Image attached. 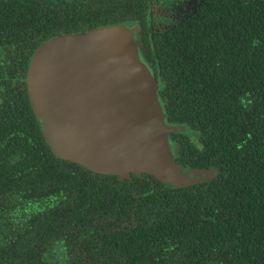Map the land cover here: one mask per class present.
I'll return each instance as SVG.
<instances>
[{
    "label": "trees",
    "instance_id": "16d2710c",
    "mask_svg": "<svg viewBox=\"0 0 264 264\" xmlns=\"http://www.w3.org/2000/svg\"><path fill=\"white\" fill-rule=\"evenodd\" d=\"M30 3L27 13L24 0H0V37H8V45L28 43L21 66L1 68L0 113L16 105L31 109L25 77L41 43L120 24L103 16L89 27L84 20L76 28L59 26L46 7ZM186 28L195 30L189 39L196 44L175 59L200 61L201 70L192 68L193 60L185 69L171 67V55L149 51L145 36L142 52L146 62L160 61L181 80L182 91L167 88L164 99L170 119L192 128L197 144L183 136L175 160L185 168L216 167L217 174L177 187L147 172H95L58 157L34 115L27 124L0 117V198L21 191L47 204L29 215L9 212L16 200L6 208L0 202V236L12 239L0 245V258L34 264L62 240L69 255L44 264H264V0H206ZM220 70L230 78H219ZM16 142L20 150L13 149ZM12 213L28 226L7 233L4 223L18 218ZM70 231L77 238H69Z\"/></svg>",
    "mask_w": 264,
    "mask_h": 264
},
{
    "label": "water",
    "instance_id": "95a60500",
    "mask_svg": "<svg viewBox=\"0 0 264 264\" xmlns=\"http://www.w3.org/2000/svg\"><path fill=\"white\" fill-rule=\"evenodd\" d=\"M27 85L59 157L99 172H147L177 187L218 172L191 171L175 160L156 81L133 28L109 24L47 39L32 55Z\"/></svg>",
    "mask_w": 264,
    "mask_h": 264
},
{
    "label": "flooded vegetation",
    "instance_id": "af4514ba",
    "mask_svg": "<svg viewBox=\"0 0 264 264\" xmlns=\"http://www.w3.org/2000/svg\"><path fill=\"white\" fill-rule=\"evenodd\" d=\"M27 2L26 8L27 13L31 9L30 2H37L32 7L40 8L42 5L46 7L47 11H51L53 13V20L57 21L59 26H67L69 28H76V25L82 26L83 20L85 21L86 27H89L93 24L98 23L103 20V16L108 20H118L122 27L133 28L135 30L136 39L141 45L144 47V36L147 37L151 41V45L148 50L149 51H157L158 49L165 50L166 53L171 55L172 60H170L169 64L171 67L177 66L180 69H185L183 65H189L191 60H193L195 65L192 66L193 69L201 70L200 61L196 62L194 59H188L184 61H179L175 59L177 55L189 54L191 45H195L196 43H190L189 32H195L194 29H187L186 24L193 16L194 13L197 12L199 7L206 0H139L134 6V1L136 0H24ZM37 12V10H36ZM29 17L27 16V23L29 22ZM44 25V24H42ZM89 28L82 29V31H86ZM40 28L36 29L35 33L40 32ZM5 30H2L4 32ZM148 32V34L145 33ZM0 32V33H2ZM76 33V32H75ZM70 34V33H66ZM65 35V34H59ZM58 36V35H57ZM8 37H0V89H2L6 83L4 80V70L6 66H21L23 58H27L24 55V52L28 50V43L17 44V45H8L6 44ZM37 49V48H36ZM146 50V48H145ZM201 56H204V53H201ZM15 61V64L13 62ZM31 60V59H30ZM204 60L201 59V62ZM30 64V61H29ZM147 65L151 71L153 78L156 81V95L159 102V105L164 114V122L165 125L169 128V136L173 142V152L174 155L181 148L180 139L183 136L187 137L188 144H197V140H195V134L192 131V128H188L184 123H180L175 120H171L169 116V110L167 109V102L164 99V90L167 88H171L172 92H175V88L177 90L182 91V87L180 85L177 86V83H181L179 80L177 73L173 72L172 75H169L170 71L164 67L162 68V63L158 60L148 61ZM29 67V66H28ZM3 68V69H1ZM218 77L221 78V74H224L226 79L230 78V74L227 71H218ZM28 74V70H27ZM173 75L176 78V83H174ZM26 85H27V76L25 77ZM24 87V85H23ZM28 92V85H27ZM29 95V93H28ZM30 99V97H29ZM3 98L0 96V105L2 104ZM31 102V101H30ZM32 106V103H31ZM35 116L36 121L37 117L33 110V106L31 109H28V105L25 107H19L16 105L15 107L9 109L7 113L1 112L0 117L3 119H7L10 121L17 122H27L29 121L30 116ZM33 122V120L31 121ZM39 124V122H38ZM40 126V125H39ZM29 127V126H27ZM41 128V126H40ZM194 129V128H193ZM42 131V128H41ZM43 133V131H42ZM12 133H10L11 135ZM44 135V134H43ZM45 138V136H44ZM26 139L25 137H17L16 140ZM14 148H18L20 150V142H16ZM14 153V152H13ZM59 157V156H58ZM64 158V157H60ZM67 159V158H64ZM71 160V159H67ZM73 161V160H71ZM76 162V161H74ZM78 163V162H76ZM80 164V163H78ZM83 165V164H81ZM85 166V165H84ZM86 167V166H85ZM88 168V167H87ZM215 168L216 167H210ZM90 169V168H89ZM191 171L202 170L201 168L188 167ZM93 170V169H91ZM95 171V170H93ZM99 172V171H95ZM103 174L109 175H118L125 176L126 174H118V173H105L99 172ZM136 175L142 176L143 173H136ZM3 183V181H1ZM3 189H0V191ZM14 195H16L14 197ZM25 195V196H24ZM21 191L19 192H9L5 193L4 197L0 198V202L5 204V208L10 206L9 201L16 200L17 205L11 209L9 207V212L12 211H23L26 214H35V208H44L46 203H36L34 199L27 200L26 198H34L27 197ZM9 204V205H8ZM13 216L18 218H12L9 223H4L7 225L6 232L12 233L14 231H22L28 223H21L23 217L18 214H13ZM20 220V223H19ZM24 220V219H23ZM25 221V220H24ZM11 222V223H10ZM125 225V223L123 224ZM69 238H77V234L72 231L69 232ZM64 238H66L64 236ZM11 239L9 235L0 236V245L5 243L7 240ZM12 240V239H11ZM83 239H80V245H82ZM1 248V247H0ZM81 254H86V251L81 252ZM69 255V249L65 245L64 241L53 242L49 248L39 254L40 259L35 261L34 264H44V260H55L62 259V257ZM0 264H9L6 258H0Z\"/></svg>",
    "mask_w": 264,
    "mask_h": 264
}]
</instances>
